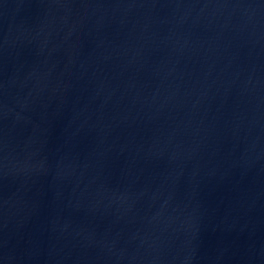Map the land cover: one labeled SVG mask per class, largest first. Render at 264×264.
<instances>
[{"label":"water","instance_id":"obj_1","mask_svg":"<svg viewBox=\"0 0 264 264\" xmlns=\"http://www.w3.org/2000/svg\"><path fill=\"white\" fill-rule=\"evenodd\" d=\"M0 264H264V0H0Z\"/></svg>","mask_w":264,"mask_h":264}]
</instances>
